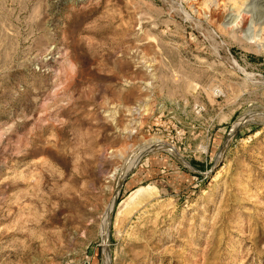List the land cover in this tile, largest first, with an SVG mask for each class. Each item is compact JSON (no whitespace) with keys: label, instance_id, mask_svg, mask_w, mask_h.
I'll return each mask as SVG.
<instances>
[{"label":"rangeland","instance_id":"1","mask_svg":"<svg viewBox=\"0 0 264 264\" xmlns=\"http://www.w3.org/2000/svg\"><path fill=\"white\" fill-rule=\"evenodd\" d=\"M0 264H264V0H0Z\"/></svg>","mask_w":264,"mask_h":264},{"label":"bare ground","instance_id":"2","mask_svg":"<svg viewBox=\"0 0 264 264\" xmlns=\"http://www.w3.org/2000/svg\"><path fill=\"white\" fill-rule=\"evenodd\" d=\"M247 18V17H246ZM244 17H243V22H244ZM161 147H163V146H161ZM136 164V163H135ZM149 189H151V187L150 186H148V187H143V188H140V189H138L137 191H135V192H133L131 195H130V197H129V199H130V201L131 200H133V199H135V198H137V197H139L141 194H144L145 192H147ZM111 213H112V207H110V209H109V215H111ZM108 233V232H107ZM106 243V242H105Z\"/></svg>","mask_w":264,"mask_h":264}]
</instances>
